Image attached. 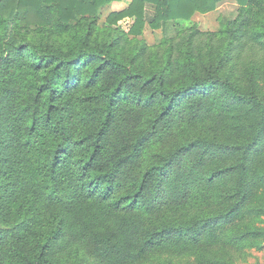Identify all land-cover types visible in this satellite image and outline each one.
Segmentation results:
<instances>
[{"label": "trees", "instance_id": "1", "mask_svg": "<svg viewBox=\"0 0 264 264\" xmlns=\"http://www.w3.org/2000/svg\"><path fill=\"white\" fill-rule=\"evenodd\" d=\"M112 1L0 0V264L168 250L232 264L207 251L230 223L264 215V93L223 71L245 47L264 55V0H237L230 46L201 68L189 22L220 0H131L99 26ZM126 16L131 34L146 22L185 33L143 66L144 44L123 55Z\"/></svg>", "mask_w": 264, "mask_h": 264}, {"label": "rangeland", "instance_id": "2", "mask_svg": "<svg viewBox=\"0 0 264 264\" xmlns=\"http://www.w3.org/2000/svg\"><path fill=\"white\" fill-rule=\"evenodd\" d=\"M131 0H115L104 6L100 12L99 26L105 24L108 14L115 10H121L128 6ZM239 12V3L237 0H220L214 10L205 13H195L189 24H195L196 30L200 34V39L194 46V49L201 52V59L197 61L199 68L203 63L210 62L211 56L219 54L220 51L230 46L229 39L221 35L224 25L233 20ZM154 13V7L151 4L146 6V21ZM146 22L142 33L131 34L130 26L133 18L126 16L118 21V26L128 32L130 43L123 49V55L130 58L131 52L141 45L146 46V54L140 58L143 66H148L150 62L161 57L165 39L176 37L180 39L176 26L169 24L167 27L153 28ZM107 32L98 34L99 38L105 37ZM187 35V32H186ZM131 46V47H130ZM223 74L235 81L241 88L255 90L258 93H264V55L250 47L243 48L237 58L227 64ZM180 140L179 135L170 137L166 146L171 147ZM231 180L227 179L224 186L228 188ZM213 202L211 208H223V203ZM251 228H262L264 230V215L261 218L255 214L248 216L243 221H235L227 226L226 233H222L219 241L208 247L207 255L214 258H223L232 264H264V234L259 237L249 236L248 238L234 241L235 237H228V233L234 236H240L241 232ZM57 264H95L91 259L84 257H67L61 253L53 256ZM136 264H207L200 261L193 252L186 254L174 253L171 251H155L146 255Z\"/></svg>", "mask_w": 264, "mask_h": 264}]
</instances>
